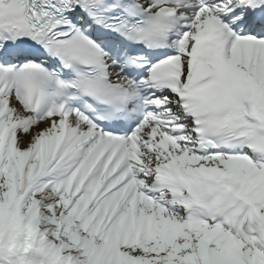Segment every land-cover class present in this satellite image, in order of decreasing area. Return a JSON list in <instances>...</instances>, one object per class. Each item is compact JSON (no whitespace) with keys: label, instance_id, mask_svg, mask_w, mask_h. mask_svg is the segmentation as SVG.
<instances>
[{"label":"snow or ice","instance_id":"6c2138e0","mask_svg":"<svg viewBox=\"0 0 264 264\" xmlns=\"http://www.w3.org/2000/svg\"><path fill=\"white\" fill-rule=\"evenodd\" d=\"M0 264H264V0H0Z\"/></svg>","mask_w":264,"mask_h":264}]
</instances>
